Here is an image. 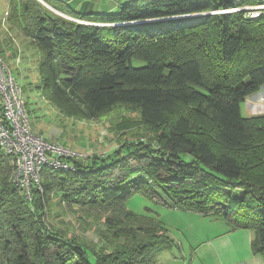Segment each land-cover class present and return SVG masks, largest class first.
<instances>
[{
  "label": "trees",
  "instance_id": "16d2710c",
  "mask_svg": "<svg viewBox=\"0 0 264 264\" xmlns=\"http://www.w3.org/2000/svg\"><path fill=\"white\" fill-rule=\"evenodd\" d=\"M44 1L89 23L38 0H10L12 28L42 55L43 94L87 116L133 108L154 132L110 154L71 158L73 170L44 166L42 191L33 188L31 199L12 182L11 157L0 150V264H158L175 242L163 222L127 209L137 192L250 230L251 250L264 259V144L250 145L264 134L254 125L264 116L241 113L264 87V9L251 16L243 7L264 0H129L89 13ZM178 105L193 106L213 129L192 128L188 116L173 114ZM54 203L101 245L51 229Z\"/></svg>",
  "mask_w": 264,
  "mask_h": 264
},
{
  "label": "rangeland",
  "instance_id": "374dc122",
  "mask_svg": "<svg viewBox=\"0 0 264 264\" xmlns=\"http://www.w3.org/2000/svg\"><path fill=\"white\" fill-rule=\"evenodd\" d=\"M243 8L250 11L251 16H257L264 9V4H248ZM3 37L5 43L0 46L1 56L10 67L13 76L21 83L25 111L33 131L45 138L47 137L48 140L57 141L61 145L86 156L95 153L99 155L110 154L127 141L150 140L154 131L142 123L138 112L133 108L119 105L108 112L87 116L80 112L75 103L71 105L69 100L51 99L43 94L40 87L41 76L38 71V63L41 61L42 55L38 48L31 42L28 35L23 34L16 27L5 30L0 27V38ZM17 59H19L18 62ZM255 95L257 94L248 97L246 102L241 104V113L244 116H264V92ZM247 105H250V108ZM192 107L178 105L173 114L188 116L192 122L194 121L192 127L194 129L212 130V124L199 118V120L196 119ZM254 125L262 128L261 133H264V120H258ZM263 137L264 134L261 138L256 136L250 145L264 144L261 141ZM216 150L219 152L221 149L216 148ZM233 154L238 156L240 152L235 151ZM261 154L264 155V151H261ZM244 157L242 155L241 159ZM130 162L132 163L133 160ZM255 169L258 170L256 175L259 176L261 168ZM125 206L139 216L149 217L160 222L162 219L164 222L177 225L176 222L179 221L175 214H169L170 206L162 204L160 198L151 199L141 192L134 193L129 197L125 201ZM46 220L49 226L51 224L62 227L69 234L75 233L80 238L93 241L98 245L102 243L101 237L93 229L81 225L77 217L73 216V213L66 206L63 207L54 203ZM249 264H264V259L260 254H257Z\"/></svg>",
  "mask_w": 264,
  "mask_h": 264
},
{
  "label": "crops",
  "instance_id": "0c3cea01",
  "mask_svg": "<svg viewBox=\"0 0 264 264\" xmlns=\"http://www.w3.org/2000/svg\"><path fill=\"white\" fill-rule=\"evenodd\" d=\"M59 1L76 12L89 13L114 11L120 4L129 0ZM9 2L10 0H0V27L4 30L12 28L8 17ZM4 37L0 38V46L5 43ZM263 88L256 94L264 92ZM247 106L250 108V105ZM169 209V214H175L179 220L177 225L162 219L161 221L175 244L158 254V264H249L257 255L251 250L250 230L230 229L222 219L205 216L199 212L176 207Z\"/></svg>",
  "mask_w": 264,
  "mask_h": 264
},
{
  "label": "built area",
  "instance_id": "2783aa9c",
  "mask_svg": "<svg viewBox=\"0 0 264 264\" xmlns=\"http://www.w3.org/2000/svg\"><path fill=\"white\" fill-rule=\"evenodd\" d=\"M69 19L89 23L61 14ZM19 59H17L18 62ZM0 150L11 157L12 182L27 199L32 189L42 191L41 172L44 166L73 170L71 158L86 155L48 140L33 131L25 111L22 86L0 54Z\"/></svg>",
  "mask_w": 264,
  "mask_h": 264
},
{
  "label": "water",
  "instance_id": "95a60500",
  "mask_svg": "<svg viewBox=\"0 0 264 264\" xmlns=\"http://www.w3.org/2000/svg\"><path fill=\"white\" fill-rule=\"evenodd\" d=\"M40 3H42L44 6H47L49 9H51L52 11H55L57 12L58 14H61L59 13L58 11H56L55 9H53L51 6H49L48 4H46L43 0H38Z\"/></svg>",
  "mask_w": 264,
  "mask_h": 264
}]
</instances>
